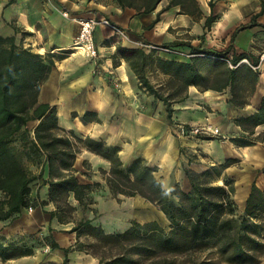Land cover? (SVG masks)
<instances>
[{
	"label": "crops",
	"instance_id": "crops-1",
	"mask_svg": "<svg viewBox=\"0 0 264 264\" xmlns=\"http://www.w3.org/2000/svg\"><path fill=\"white\" fill-rule=\"evenodd\" d=\"M166 3L162 0L155 10L138 13L100 0H0V35L14 36L16 42L24 40L25 46L53 58L56 54L84 57L73 55L74 50L68 52L80 33L79 19L108 18L111 24L100 23L94 31L99 57L66 81L50 73L42 85L41 99L59 104L65 114L73 106L81 115L90 110L99 117L105 105L136 99V103L146 105L144 110L131 117L124 112L118 116L122 122L135 124L130 131L123 127L120 138L132 139L136 148L121 149L120 154L141 155L162 171L184 161L183 149L199 151L202 163H195L190 155L188 166L199 172H216V183H224L225 177L232 180L233 196L242 212L254 185L264 192V59H260L264 52V10L260 0H213L209 5L199 0L200 17L180 12L181 6L176 5L156 20ZM211 14L214 20L206 24ZM115 26L130 39H124ZM118 45L143 49L150 55L148 76L152 73V83L165 93L183 82L175 76L177 67L184 79L190 71L197 72L183 92L171 99V119L161 99L139 97L133 79L136 74ZM203 49L227 54L219 56ZM167 59L166 70L163 65ZM111 76L120 80L117 84L121 89L113 86ZM74 122L85 125L81 118ZM197 124L219 126L223 135H195L191 127ZM84 154L76 157L78 169ZM177 174L176 181L188 177L181 171ZM45 190L48 194V187ZM258 215L264 217V209L258 210ZM47 218L50 220V214ZM54 251L64 258L61 249Z\"/></svg>",
	"mask_w": 264,
	"mask_h": 264
},
{
	"label": "trees",
	"instance_id": "trees-1",
	"mask_svg": "<svg viewBox=\"0 0 264 264\" xmlns=\"http://www.w3.org/2000/svg\"><path fill=\"white\" fill-rule=\"evenodd\" d=\"M161 1L108 0L106 3L146 13L155 10ZM260 2L263 11L264 0ZM176 5L181 6L180 12L199 17L203 14L199 0H167L156 20L162 12ZM212 20V14L207 16L206 24ZM117 48L126 56L141 86L166 104L171 119V99L183 92L186 82L194 80L197 72L190 71L185 80L180 66L177 67L175 76L183 82L165 93L155 87L148 76L151 58L145 50L123 45ZM203 52L219 56L227 54L210 49H203ZM54 64L52 58L31 47L18 46L14 36L0 35V219L21 216L29 207H44L46 201L38 203L32 199L33 184L41 179L39 186H49L47 201L55 204L49 211V226L55 218L65 222L63 214L81 207L83 214L69 232L104 239L108 233L97 222V213L92 217L88 215L89 211H97L95 183L81 181L75 166L78 153L85 147L110 162L106 184L111 192L142 196L157 205L170 220L167 229L157 220L141 222L134 219L125 230L110 233L111 239L105 238V241L111 243L112 238L118 239L116 250L107 258L101 257L100 264H176L181 255L189 262L203 264L207 250L216 252L232 264L260 262L258 253L264 249V221L258 215V210L264 209L261 189L253 186L247 206L240 212L233 196V181L227 177L224 183H216L210 179L209 169L199 172L186 168L191 188L185 189L179 183L168 188L157 174L159 167L151 165L143 156L137 155L126 163L119 145L91 135L81 136L73 129L61 127L57 106L41 99L42 85ZM168 64L167 59L163 65L166 70ZM90 114L92 111L87 110L82 115L84 121L89 120ZM35 120L39 122L32 134L29 123ZM17 139L24 143L28 140L29 144L18 149ZM25 159L33 161L38 172L29 168ZM51 246L53 250L63 251V264H70L72 247H63L56 240ZM32 250L0 241V258L4 261L32 254Z\"/></svg>",
	"mask_w": 264,
	"mask_h": 264
},
{
	"label": "rangeland",
	"instance_id": "rangeland-1",
	"mask_svg": "<svg viewBox=\"0 0 264 264\" xmlns=\"http://www.w3.org/2000/svg\"><path fill=\"white\" fill-rule=\"evenodd\" d=\"M100 1L107 2L108 0ZM212 1L213 0H206L208 5L211 4ZM16 44L18 46L29 47L25 46L24 40L21 42L18 41ZM73 46L74 43L68 52L81 50L80 44H76L74 48ZM33 51L38 52L37 50ZM42 55L50 57L54 60L55 64L52 68L51 74H56L62 81L73 78L81 67L90 64L93 60L99 57L90 58L84 56L68 58V55L56 54L53 58L47 52ZM149 76L153 79L152 73H149ZM109 79L114 87L121 89V86L117 84L120 80L113 76ZM133 79L134 84L137 85L136 91L139 97L141 96L142 99L149 97L150 99V97L154 96V94L150 93L141 86L137 77H134ZM135 100L136 99H129L127 102L125 101L122 104L118 103L113 106L105 105L101 107V117L92 113L87 117L89 120L85 121V125L81 122H74L76 120L78 121L80 118L83 121L84 119L73 106L69 109V113L65 114L60 110L59 104L55 105L58 109V121L61 127L67 130L73 129L81 136L91 135L96 138H101L107 143L119 145L121 149H135L136 144L132 141V139L128 138L127 140L125 137L120 138L124 128H127L128 126L129 131L133 130L135 129V124H133L132 121H129L128 123L122 122L118 117L123 112L127 116L131 117V115L137 111H142L144 110V107L146 108V105H140L138 102L136 103ZM144 102L145 101H143V103ZM113 112H115L116 115H112ZM38 122L39 120H35L29 123V127L32 128V134L33 128ZM15 144L18 149H24L25 145L29 144V141L27 140L26 143H24L22 139H17ZM79 145L82 146L83 143L79 142ZM85 150L88 149L83 147L78 153V156L81 157L82 154L85 153ZM182 151L186 157L182 163H179L169 169H163L162 171L159 170V174L157 173L160 176L163 185L168 188L172 187L176 183H179L183 188L190 189L191 184L189 182V178L183 177L176 181V179L179 178L177 173L181 171L185 175V169L190 168L188 165L191 163L187 160L190 155L193 156L195 163H202V155L199 151L196 153L184 149ZM84 155L85 159L82 161V168L79 169L78 175L80 179L82 178L85 181L91 180L92 182L90 181V183H95L93 184L95 189L94 198L96 199L95 207L97 208V211H89L88 215L92 217L95 213H97V222L102 224L108 233L105 236L106 239H111L110 233L112 232L125 230L134 219L141 222L157 220L165 228H170V220L157 205L139 195H118L110 191L106 184V177L110 170V162L108 160L99 154L94 155L85 153ZM121 155H123V160L126 163H129V161L137 156L128 152H124V154ZM25 161L29 168L38 172L39 168H37V165L34 164L33 161L29 159H25ZM216 178V172L213 171L210 179L216 182ZM41 181L42 180L40 179L33 184L32 199L38 203L46 201L44 207L39 206L37 209H28L27 212L21 216L14 217L13 219H0V241L7 245L13 244L32 248L33 253L11 258L6 261L0 258V264H63L64 258L54 251L51 246V243L54 240H56L63 247H72L69 255L70 264H100L101 257L107 258L111 256L116 250L118 239L112 238L113 241L108 243L105 241V238L97 239L91 234L83 233L78 236L76 232H69L70 228L83 214L81 207L77 210H70L63 214V220L65 222H61L59 219L55 218L49 226V219L47 217L49 215V211L55 207V204L53 201H47L49 196L45 189L46 187L49 189V186L48 184L39 186ZM96 182H99L100 184ZM260 219L264 221V217H260ZM262 237H264V235ZM208 251L209 250L204 252L203 264H232L216 252ZM258 255L260 259L258 264H264V249L259 251ZM176 264L196 263L187 261L185 257L181 255L177 258Z\"/></svg>",
	"mask_w": 264,
	"mask_h": 264
},
{
	"label": "built area",
	"instance_id": "built-area-1",
	"mask_svg": "<svg viewBox=\"0 0 264 264\" xmlns=\"http://www.w3.org/2000/svg\"><path fill=\"white\" fill-rule=\"evenodd\" d=\"M63 13L65 16H69L68 11H64ZM79 23L81 25V29L78 37L74 41V45L75 43H80L81 45H83L84 55L87 57L95 58L99 56V50L94 39L95 28L100 23L111 24V21L108 18L88 17L79 19ZM115 28L122 34V37L124 39H130V37L124 30L117 28L116 26ZM150 46L155 47L153 44H151ZM260 59H264V52L261 54ZM244 60L248 61L247 58H245ZM191 132L201 137H220L223 135L220 127L212 124L193 125L191 127ZM221 140L225 142L227 139L225 137H221ZM29 209L32 210V207H29Z\"/></svg>",
	"mask_w": 264,
	"mask_h": 264
},
{
	"label": "bare ground",
	"instance_id": "bare-ground-1",
	"mask_svg": "<svg viewBox=\"0 0 264 264\" xmlns=\"http://www.w3.org/2000/svg\"><path fill=\"white\" fill-rule=\"evenodd\" d=\"M76 44H80V43H76ZM80 49L81 50H77L73 53V55H77V54H81L83 53L84 54V46L80 44Z\"/></svg>",
	"mask_w": 264,
	"mask_h": 264
}]
</instances>
